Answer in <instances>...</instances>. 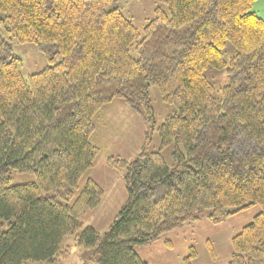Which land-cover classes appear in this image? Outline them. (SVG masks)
Wrapping results in <instances>:
<instances>
[{
  "label": "trees",
  "instance_id": "16d2710c",
  "mask_svg": "<svg viewBox=\"0 0 264 264\" xmlns=\"http://www.w3.org/2000/svg\"><path fill=\"white\" fill-rule=\"evenodd\" d=\"M121 1L135 0H0V264H53L68 255V237L98 264H148L136 247L200 221L203 210L220 225L256 207L231 239L228 264H264L259 0H154L142 38L115 7ZM14 40L36 44L49 67L24 79ZM209 69L227 73L220 97ZM152 87L177 113L158 129L159 151H147L148 132L134 161L108 156L124 171L127 199L101 235L80 219L104 197L93 179L80 188L101 152L92 142L98 116L121 100L153 129ZM170 147L172 166L162 154ZM13 173L36 181L11 186ZM196 258L191 247L184 264Z\"/></svg>",
  "mask_w": 264,
  "mask_h": 264
},
{
  "label": "rangeland",
  "instance_id": "374dc122",
  "mask_svg": "<svg viewBox=\"0 0 264 264\" xmlns=\"http://www.w3.org/2000/svg\"><path fill=\"white\" fill-rule=\"evenodd\" d=\"M157 6L158 4L154 0H135L132 3L121 1L115 7L133 23L142 38L144 28L155 17ZM253 9L264 19V0L257 1ZM164 10L168 12L166 7ZM13 50L14 55L23 62L22 75L26 80L31 75L42 72L50 65L34 43L23 44L14 40ZM233 55L234 49L229 43L225 49V60L229 61ZM60 61L61 58L57 57L55 64ZM206 77L216 88L215 96L220 97L219 89L228 81L226 71L209 69L206 72ZM150 98L156 122L153 129L121 100H116L105 106L98 116L97 131L92 142L101 149V152L96 159L94 168L86 178L81 180L80 188L84 186L87 178L93 179L103 189L104 197L98 208L86 211L80 219L84 227H93L101 235L107 233L127 199L124 171L113 170L108 165V156H114L127 162L134 161L144 146L148 132L151 143L147 151H159L158 129L168 117L177 113L175 107L163 101L156 87L150 89ZM173 150L174 148L170 147L162 153L169 166L173 165L171 159ZM35 181L34 174L13 173L11 186L25 185ZM259 212L260 208L256 207L227 218L220 225H212L206 219L208 212L203 210L200 221L187 224L166 234L153 245L136 247V252L148 264H184V259L189 255L190 248L193 247L197 253V258L193 264H228L232 254L231 239L245 226L252 223ZM167 242L171 244L172 249L167 248ZM209 244L213 245L217 255L216 262L210 258ZM64 248L68 249V255L64 253L63 257L57 258L53 264H98V257L92 254L87 255L86 252L90 253V251L78 247L73 237L66 238ZM27 264L50 263L28 262Z\"/></svg>",
  "mask_w": 264,
  "mask_h": 264
},
{
  "label": "crops",
  "instance_id": "0c3cea01",
  "mask_svg": "<svg viewBox=\"0 0 264 264\" xmlns=\"http://www.w3.org/2000/svg\"><path fill=\"white\" fill-rule=\"evenodd\" d=\"M139 255V254H138ZM140 256V255H139Z\"/></svg>",
  "mask_w": 264,
  "mask_h": 264
}]
</instances>
